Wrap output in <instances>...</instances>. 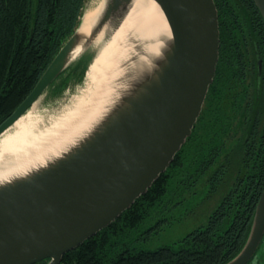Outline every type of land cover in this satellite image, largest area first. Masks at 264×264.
I'll return each mask as SVG.
<instances>
[{"label": "water", "instance_id": "1", "mask_svg": "<svg viewBox=\"0 0 264 264\" xmlns=\"http://www.w3.org/2000/svg\"><path fill=\"white\" fill-rule=\"evenodd\" d=\"M155 1L171 29L172 47L152 61L153 74L143 70L121 95L124 85L107 90L105 100L117 95V101L87 138L46 167L0 186V264H59L146 194L192 134L219 60L218 10L214 0ZM254 1L264 19V0ZM129 2L105 0L89 35L81 33V20L30 95L0 125V135L86 54L92 57L89 70L98 53L93 57L88 48L105 26L119 29ZM257 65L261 74L262 60ZM86 111L83 122L92 109ZM263 239L264 190L247 242L225 264H248Z\"/></svg>", "mask_w": 264, "mask_h": 264}, {"label": "trees", "instance_id": "2", "mask_svg": "<svg viewBox=\"0 0 264 264\" xmlns=\"http://www.w3.org/2000/svg\"><path fill=\"white\" fill-rule=\"evenodd\" d=\"M214 1L219 60L192 134L146 194L59 264H225L243 249L264 190V19L254 0ZM85 3L0 0V125L78 29ZM91 59L86 54L64 71L52 94L81 81ZM203 188L222 196L205 225L172 246L143 247L172 206Z\"/></svg>", "mask_w": 264, "mask_h": 264}, {"label": "bare ground", "instance_id": "3", "mask_svg": "<svg viewBox=\"0 0 264 264\" xmlns=\"http://www.w3.org/2000/svg\"><path fill=\"white\" fill-rule=\"evenodd\" d=\"M104 1L97 2L98 5L88 9L83 16L80 31L84 35L91 33L95 24L92 21L93 16L101 11ZM125 7L126 11L119 29L114 30L107 25L96 38L95 42L101 47L87 73L88 87L92 86V91L87 93L90 95L89 98L87 97L85 101L79 103L78 107L67 112L70 118L65 122V128H63L64 121H62L51 130L47 128L44 131L38 130L40 120L33 114V109L37 106L36 102L25 115L0 135V186L16 179H22L69 152L103 121L109 108L117 101V95L131 90L124 85L115 97L110 96L109 100H105L106 91L110 89L109 80L113 77L112 73L117 74L114 69L116 67L114 65L115 56L123 45L132 42L142 47L151 62L157 60L158 57L160 59L164 50H171V29L161 7L155 0H130ZM81 51L82 45H79L72 57L74 58ZM155 68L156 64H153L152 68L149 64L144 65L136 74H143V70H146L145 73L148 71L146 74L150 76ZM102 92H104L103 96ZM99 99L103 101L100 102ZM95 101H97L95 106H99L94 109ZM88 108L92 109L90 118L83 122L89 112L83 110ZM77 124L81 125L69 134L72 131L71 128L78 126Z\"/></svg>", "mask_w": 264, "mask_h": 264}, {"label": "rangeland", "instance_id": "4", "mask_svg": "<svg viewBox=\"0 0 264 264\" xmlns=\"http://www.w3.org/2000/svg\"><path fill=\"white\" fill-rule=\"evenodd\" d=\"M97 2L99 3L100 0H86L83 16L88 9L98 5ZM136 45L132 42H127L115 56L116 62L114 65L116 67L114 69L115 72L117 71V74L112 73L113 77L109 80V83H111L109 90L114 91L117 86L121 85L129 86L138 78L136 72L141 67L150 65V63L154 64L149 60L145 50ZM100 47L99 43H92L87 53H90L94 57V55H97ZM1 55L3 56L2 53ZM109 67H111L110 64ZM87 73L81 81L78 79L75 80L76 78L74 80L72 79L71 84L67 85L62 92L52 94L51 90H48L41 96L37 102V106L33 109V114L38 116L40 120L38 130L44 131L46 128L51 130L62 121H64L63 128H65V122L70 118L67 112L76 108V106L78 107L79 103L85 101L87 97L89 98L90 95L87 93L90 90L92 91V86L88 87L89 80L87 79ZM101 95L103 96L104 92ZM90 109L88 108L86 110ZM74 128L72 127L71 129ZM236 155L237 159H240V155ZM221 198V195L214 192L208 193V189L203 188L196 196L193 195L191 199L188 198L183 205L172 206L173 208H169V213L166 214L168 222L162 223L161 228L153 236L152 240L143 244V247L155 250L164 246H172L196 228L205 225ZM248 264H264V239L255 256Z\"/></svg>", "mask_w": 264, "mask_h": 264}, {"label": "flooded vegetation", "instance_id": "5", "mask_svg": "<svg viewBox=\"0 0 264 264\" xmlns=\"http://www.w3.org/2000/svg\"><path fill=\"white\" fill-rule=\"evenodd\" d=\"M247 139H249V138H247ZM263 242V241H262ZM262 244V243H261ZM261 246V245H260ZM260 248V247H259Z\"/></svg>", "mask_w": 264, "mask_h": 264}]
</instances>
